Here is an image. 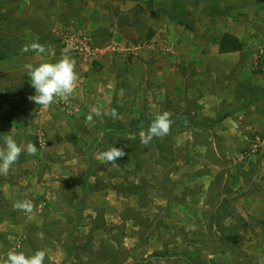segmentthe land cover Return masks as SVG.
I'll return each mask as SVG.
<instances>
[{"label":"rangeland","instance_id":"1","mask_svg":"<svg viewBox=\"0 0 264 264\" xmlns=\"http://www.w3.org/2000/svg\"><path fill=\"white\" fill-rule=\"evenodd\" d=\"M224 35L240 42L229 57L236 82L264 115V0H0V57L10 53L0 59V147L13 135L37 148L0 175V257L45 250L44 264H264V122L252 121L245 139H223L218 115L230 109L220 103L214 116L203 103L216 105L223 86L224 77L211 86L208 67L225 54ZM32 42L46 53H21ZM64 48L78 87L68 102L41 107L28 99L24 66L55 62ZM94 108L101 114L89 122ZM113 108L116 118L103 114ZM165 110L170 134L144 145L140 132ZM124 145L119 170L94 155ZM24 199L31 213L13 208Z\"/></svg>","mask_w":264,"mask_h":264},{"label":"clouds","instance_id":"2","mask_svg":"<svg viewBox=\"0 0 264 264\" xmlns=\"http://www.w3.org/2000/svg\"><path fill=\"white\" fill-rule=\"evenodd\" d=\"M21 53L33 51L38 55L46 53V46L39 42L24 44ZM71 49L64 48L58 60L55 62L43 61L38 65L31 63L25 64L27 76L30 84L35 90V94L28 97L30 101L35 102L41 107H50L51 105L63 101L68 102L78 87L80 76L76 71V60L71 56ZM120 97L124 95V89L118 92ZM93 114L100 115L101 110L94 108L92 113L87 116V120L92 122ZM112 118H116L118 113L116 109H110L103 113ZM172 113L165 110L155 115L149 124L147 131L140 132V142L148 145L154 138L163 139L170 134L174 121L171 119ZM31 129L28 135H35ZM111 146L108 150L95 153L96 159L100 164L110 165L119 170V164L116 161L128 155L124 148ZM22 152H26L30 156L37 153L36 145L27 142L23 147L18 145L13 135H4L3 147H0V175H8L12 166L19 160ZM66 178V177H65ZM15 210L31 213L34 209L33 202L28 199L16 201L13 204ZM46 259L45 250H36L31 255H26L23 251L9 250L4 257H0V264H44Z\"/></svg>","mask_w":264,"mask_h":264},{"label":"crops","instance_id":"3","mask_svg":"<svg viewBox=\"0 0 264 264\" xmlns=\"http://www.w3.org/2000/svg\"><path fill=\"white\" fill-rule=\"evenodd\" d=\"M233 55L234 53L219 54V52H215L213 54L212 58H214V60L211 62V66L208 67L209 70L208 75L212 76V78L210 77L211 86H213L214 81L217 77L218 78L224 77V82H223V86L221 85L220 87H218L217 84L215 87L216 90L217 89L219 90L215 97V101L217 102L216 105L215 104L213 105L209 100L203 101L201 99V102L203 101L204 106L206 107V111H208L207 113H210L211 115L212 114L214 115L215 110H220L219 107L217 106L220 103H224L225 106H228L227 110L230 109L231 112L221 111V115H218L219 118L217 120V123L221 125V128L227 127V130L221 129L219 132H217V134L220 137H223V139H237V138L245 139L246 135L244 133L247 131V129L252 130V127H254L253 124H255L257 121L264 122L263 117H261L264 115L262 113L260 114L256 113V110L260 112L261 106L259 104L249 105V100L245 99V95L247 93L245 92L246 89L243 87L244 84L242 87H240V84H238L239 82H236V78L237 81H239L240 79V73L238 72L239 63L234 62L232 59L229 58L232 57ZM54 59L56 60V57H54ZM201 69L203 70L204 68ZM228 77H230V79H227V81L225 82V78ZM236 93L238 94L236 95ZM211 97L213 98L214 96ZM248 105L251 106L252 109L251 113H248L250 114V117H244L246 112H250L247 108ZM229 113H231L232 115H230ZM244 119L246 120L247 124L242 127L240 126L241 120ZM252 121H254L255 123ZM197 123H199V121ZM227 142L228 144L230 143L229 141ZM227 142H225V146L228 147L227 149L229 151L231 149L230 146L226 144ZM262 146H263L262 152L264 153V145ZM214 150L216 151V149ZM233 150L234 152L232 153V155L236 154L237 152H238L237 155L240 156L242 155L241 152L235 150L234 146H233ZM261 184L264 185V181H262ZM238 216H242L243 219L245 218V214L243 213L242 214L240 213Z\"/></svg>","mask_w":264,"mask_h":264},{"label":"trees","instance_id":"4","mask_svg":"<svg viewBox=\"0 0 264 264\" xmlns=\"http://www.w3.org/2000/svg\"><path fill=\"white\" fill-rule=\"evenodd\" d=\"M241 49V44L238 40L230 35H224L220 42V52L221 53H230V52H237ZM9 52L2 54L0 59H3L5 55H9ZM85 201V199H84ZM84 203V202H83Z\"/></svg>","mask_w":264,"mask_h":264},{"label":"built area","instance_id":"5","mask_svg":"<svg viewBox=\"0 0 264 264\" xmlns=\"http://www.w3.org/2000/svg\"><path fill=\"white\" fill-rule=\"evenodd\" d=\"M262 144L264 145V140H263Z\"/></svg>","mask_w":264,"mask_h":264}]
</instances>
